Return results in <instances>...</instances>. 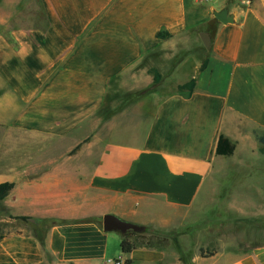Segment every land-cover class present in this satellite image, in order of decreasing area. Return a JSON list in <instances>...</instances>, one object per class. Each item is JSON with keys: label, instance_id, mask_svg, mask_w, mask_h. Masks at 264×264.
<instances>
[{"label": "crops", "instance_id": "obj_1", "mask_svg": "<svg viewBox=\"0 0 264 264\" xmlns=\"http://www.w3.org/2000/svg\"><path fill=\"white\" fill-rule=\"evenodd\" d=\"M243 1L38 0L43 25L0 22V184H13L0 207L20 221L0 236V264H213L183 244L193 209L223 181L264 202L252 160L264 157V0ZM223 8L232 22L213 15ZM200 32L210 37L204 66L179 58ZM158 57L166 82L149 106L116 113L99 154L74 153L111 80L148 85ZM192 78L188 96L175 89ZM220 135L231 155L216 153ZM56 141L72 145L47 154ZM230 205L261 206L238 193ZM105 214L143 226L130 231V253L120 232L103 230ZM226 264H264V245Z\"/></svg>", "mask_w": 264, "mask_h": 264}, {"label": "rangeland", "instance_id": "obj_2", "mask_svg": "<svg viewBox=\"0 0 264 264\" xmlns=\"http://www.w3.org/2000/svg\"><path fill=\"white\" fill-rule=\"evenodd\" d=\"M0 22L43 25L45 19L38 0H0ZM200 39L201 37H197L198 47L184 50L179 58L192 54L205 62V57L210 54L209 47H205ZM159 64H162L160 57L146 64L150 66L151 76H153L152 70H157ZM165 82L166 80L160 78L157 83L152 81L148 85L137 86L130 78L111 80L101 108L95 115L96 126L77 129L83 133L79 135L80 141L73 144L72 151L80 154H99L109 135V120L131 104L141 103L149 106V95ZM175 89L178 91V86ZM39 145L35 146L38 148ZM41 145L43 146V143ZM65 145L58 141L49 142L47 154H61ZM252 160L254 167L264 168L263 156ZM229 187H233V184L223 181L222 189L225 190H215L208 194L207 199L193 209L189 221L179 228L185 234L182 238L183 244L186 247L190 244L193 253L199 250L202 256L213 257V264H226L245 251L264 245V205H262L264 202L258 198L263 192L248 191L245 186H240L246 188L241 192L226 190ZM237 193L247 198L249 202L257 201L261 206H231L233 197ZM253 195L254 199L251 198ZM243 203L248 202L244 200ZM19 223V220L7 216L0 207V236L15 230ZM137 240L142 241V239Z\"/></svg>", "mask_w": 264, "mask_h": 264}, {"label": "trees", "instance_id": "obj_3", "mask_svg": "<svg viewBox=\"0 0 264 264\" xmlns=\"http://www.w3.org/2000/svg\"><path fill=\"white\" fill-rule=\"evenodd\" d=\"M158 37H166L169 34L165 31H159ZM205 65V62H203L202 66ZM153 71V82H158L161 78L160 73L157 70ZM195 86V79L192 78L189 81L179 84L178 85V91L188 96L193 88ZM235 148V144L230 142L227 138H225L223 135H220L217 144H216V153L220 155H231L233 153V150ZM13 186L12 183L4 182L0 184V200L8 193L9 189ZM22 219H27L26 217H23ZM132 232V231H131ZM130 231L126 233H120V249L122 253H130L135 247H137V242L135 238L132 237V233ZM39 241L42 242L43 238L40 234H38ZM131 260L126 259L124 264H130Z\"/></svg>", "mask_w": 264, "mask_h": 264}, {"label": "water", "instance_id": "obj_4", "mask_svg": "<svg viewBox=\"0 0 264 264\" xmlns=\"http://www.w3.org/2000/svg\"><path fill=\"white\" fill-rule=\"evenodd\" d=\"M213 15L215 18H217L219 21L223 23L232 22L233 17L231 14L228 13V10L226 8L215 10L213 11ZM201 40L205 47L210 46V37L208 33L206 32H200ZM102 228L104 231L110 232V231H117L120 233H126L129 231L132 232H141L143 231V226L125 221L113 214H105L102 217Z\"/></svg>", "mask_w": 264, "mask_h": 264}, {"label": "built area", "instance_id": "obj_5", "mask_svg": "<svg viewBox=\"0 0 264 264\" xmlns=\"http://www.w3.org/2000/svg\"><path fill=\"white\" fill-rule=\"evenodd\" d=\"M243 3L245 5L250 4V0H244ZM106 264H124L123 262H121L120 260L117 259H108L106 262Z\"/></svg>", "mask_w": 264, "mask_h": 264}]
</instances>
